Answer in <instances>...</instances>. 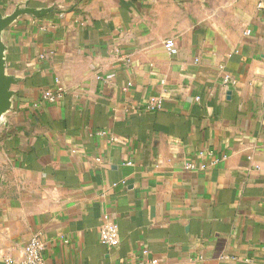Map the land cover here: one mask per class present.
Wrapping results in <instances>:
<instances>
[{"label": "crops", "instance_id": "obj_1", "mask_svg": "<svg viewBox=\"0 0 264 264\" xmlns=\"http://www.w3.org/2000/svg\"><path fill=\"white\" fill-rule=\"evenodd\" d=\"M24 5L54 12L1 33L15 84L0 117V264H22L33 236L45 264L142 250L159 264H264V0H0V12ZM104 215L115 247L99 242Z\"/></svg>", "mask_w": 264, "mask_h": 264}, {"label": "built area", "instance_id": "obj_2", "mask_svg": "<svg viewBox=\"0 0 264 264\" xmlns=\"http://www.w3.org/2000/svg\"><path fill=\"white\" fill-rule=\"evenodd\" d=\"M261 4H258L260 7ZM164 48L167 53L173 55L177 52L175 41L172 38H168L164 42ZM44 98L53 102L56 100V95L49 90L44 91ZM148 107L153 108L156 105V100L154 98H150L147 101ZM98 134L104 135L105 132L100 131ZM199 157H205V153L203 151L199 152ZM210 165L204 162H200L198 164L186 163L184 165L185 169H207ZM99 242L105 247H115L119 242L118 236V227L117 225L108 217V215L103 216V221L99 227ZM43 242L38 236H33L24 244L23 247V261L22 264H45L43 255ZM142 257L133 262H124L122 264H159L155 258H151L147 256V250H142ZM13 259L11 257H6L4 259V264H12Z\"/></svg>", "mask_w": 264, "mask_h": 264}, {"label": "water", "instance_id": "obj_3", "mask_svg": "<svg viewBox=\"0 0 264 264\" xmlns=\"http://www.w3.org/2000/svg\"><path fill=\"white\" fill-rule=\"evenodd\" d=\"M54 12L51 7L33 8L28 5L17 7L10 14L2 15L0 12V117L9 110L11 106V98L14 95L12 85L15 79L6 74L4 51L5 45L1 41V33L19 16L32 15L34 17H43L48 13Z\"/></svg>", "mask_w": 264, "mask_h": 264}]
</instances>
